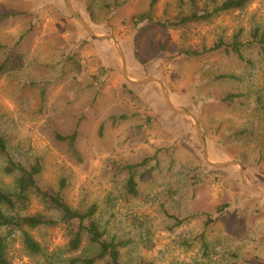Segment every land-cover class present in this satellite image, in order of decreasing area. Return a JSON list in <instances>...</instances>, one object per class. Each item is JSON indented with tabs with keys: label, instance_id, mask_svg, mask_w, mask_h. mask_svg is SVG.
I'll return each instance as SVG.
<instances>
[{
	"label": "rangeland",
	"instance_id": "374dc122",
	"mask_svg": "<svg viewBox=\"0 0 264 264\" xmlns=\"http://www.w3.org/2000/svg\"><path fill=\"white\" fill-rule=\"evenodd\" d=\"M205 1L196 4L202 8ZM69 3L96 36L112 39L89 36L65 0H0V14H13L0 24V60L24 34L14 49L22 56V69L0 78V128L11 150L42 159L43 183L55 186L65 178L64 197L74 208L95 203L96 217L109 235L136 241L149 237L152 249L137 244L123 250L130 264H264V197L244 184L238 166L248 183L264 192V54L248 45L250 30L264 24V0H252L242 12L177 28L157 24L187 12L178 9L177 0H158L145 28L132 27L130 19L147 9L148 0ZM237 32L244 60L224 49L208 51L219 39L230 43ZM113 40L129 79L158 80L171 104L195 117L207 160L238 165L206 162L193 120L168 108L155 81L129 83ZM184 50L199 54L185 57ZM71 56L79 69L65 60ZM227 93L239 97L227 103L222 101ZM119 114L130 119L113 125L109 117ZM73 130L81 162L53 140L55 133ZM147 157L134 169L139 194L129 197L127 174H115L114 166L141 164ZM10 182L0 174V186ZM224 202L231 204L232 215L207 229L205 255L196 239L201 214ZM41 210L32 200L26 212ZM170 215L182 223L176 225ZM172 224L177 226L173 232ZM34 236L53 264H64L70 256L62 226ZM9 255L14 264L29 262L16 237Z\"/></svg>",
	"mask_w": 264,
	"mask_h": 264
},
{
	"label": "trees",
	"instance_id": "16d2710c",
	"mask_svg": "<svg viewBox=\"0 0 264 264\" xmlns=\"http://www.w3.org/2000/svg\"><path fill=\"white\" fill-rule=\"evenodd\" d=\"M158 0H148L147 9L130 19L132 27L137 25L144 27L145 23L153 21V7ZM252 0H206L203 7L196 4V0H177L178 9L186 7L187 12L180 11L173 19L164 22H157L162 28L186 27L191 24L210 22L213 18L232 12H242ZM12 13L4 10L0 14V24L9 20ZM240 32L233 35L230 43L219 39L208 51L224 49L226 52L235 54L240 60H244L240 41ZM248 45H256L259 52L264 54V24L258 25L249 33ZM24 34H20L14 46L6 52L0 60V78L8 72L20 71L23 67V59L20 53L14 49L22 42ZM1 47V46H0ZM185 57L198 56L196 50H184ZM79 69V61L74 57L65 59ZM25 85L34 86L33 82H24ZM238 94L227 93L222 101L230 103L238 98ZM130 119L128 114L112 115L109 117L111 123L121 124L122 121ZM78 132L73 130L66 134L55 133L54 142L63 144L66 152L76 161L81 162L79 151L76 146ZM4 133L0 128V174L11 179L9 185L0 186V264H14L10 255V245L16 239L20 245L22 257L29 259V262L21 264H53L52 258L48 255L47 248L38 241L34 233L45 229H53L62 226L66 237L65 252L69 254L63 260L64 264H130L125 261L123 250L133 245H141L150 250L153 243L149 237L141 238L139 241L132 237L123 238L116 234L109 235L104 224H101L96 217L97 205L92 203L86 207L74 208L64 197L66 179L60 178L55 186L45 184L41 181L43 162L40 157L25 158L19 153H14ZM162 149L156 151L157 154ZM149 161L145 158L141 164L114 166L115 174L126 173L125 194L129 197H137V183L134 178V169L143 167ZM143 174H140L142 177ZM36 200L42 207L41 211L27 213L31 201ZM231 204L224 202L214 207L212 212L201 214L202 231L196 236L200 240L203 254H207L208 244L206 232L209 227L218 222L225 215H232ZM176 225L182 221L173 215L169 216ZM138 226L144 222L135 220ZM172 224L171 232L177 227ZM37 257L43 258V262L33 261ZM138 264H152L150 261L140 260Z\"/></svg>",
	"mask_w": 264,
	"mask_h": 264
},
{
	"label": "water",
	"instance_id": "95a60500",
	"mask_svg": "<svg viewBox=\"0 0 264 264\" xmlns=\"http://www.w3.org/2000/svg\"><path fill=\"white\" fill-rule=\"evenodd\" d=\"M65 3H66L67 9H68L69 13L71 14V16L77 20V22L83 27V29L86 31V33H87L89 36H91V37H93V38H96V39H104V38H110V39H112L111 36H96V35H95V34L89 29V27L87 26V24L85 23V21L82 20V18H80L77 14H75V12L73 11V9H72L71 6H70L69 0H65ZM113 41H114V40H113ZM114 45H115V47H116V49H117V52H118V54H119V58H120V62H121V70H122V74H123L124 78H125L129 83L138 85V84L145 83V82H154V81H155V82L158 83V84L160 85V87H161V91H162V94H163V98H164V101H165L166 105L168 106V108H169L171 111H173V112H175V113H177V114H181V115L188 116L189 118H191V119L193 120V124H194V126H195V129H196V131H197V134H198V136H199V138H200V140H201V143H202V150H203L204 158H205L206 162H208V163H209L211 166H213V167H224V166H227V165H229V164H230V165H231V164H237V165H238V163H235V162H226V163H218V164L210 163V162L207 160L206 155H205V144H204L203 136H202V134H201V132H200V128H199V126H198V123H197L195 117H194L192 114H190L189 112H186V111L180 110V109H178V108H175V107L171 104V102H170V100H169V98H168V96H167L166 91H165L164 88L161 86V84H160V82H159L158 80H155V79H143V80H137V81H135V80H131V79H129L128 76L126 75V72H125V61H124V58H123V54H122L121 50L118 48V46H117V44H116L115 41H114ZM238 166H239V168H240V173H241L242 180H243L244 184H245L250 190H252L253 192H255V193H257L258 195H261V196L264 197V192H263V191L258 190L257 188L251 186V185L248 183L247 179H246L245 176H244L243 169L240 167V165H238Z\"/></svg>",
	"mask_w": 264,
	"mask_h": 264
},
{
	"label": "crops",
	"instance_id": "0c3cea01",
	"mask_svg": "<svg viewBox=\"0 0 264 264\" xmlns=\"http://www.w3.org/2000/svg\"><path fill=\"white\" fill-rule=\"evenodd\" d=\"M96 39V38H95ZM98 40H101V39H98Z\"/></svg>",
	"mask_w": 264,
	"mask_h": 264
}]
</instances>
